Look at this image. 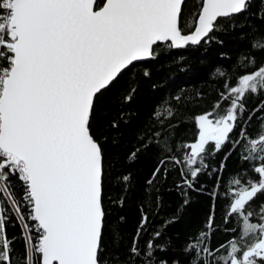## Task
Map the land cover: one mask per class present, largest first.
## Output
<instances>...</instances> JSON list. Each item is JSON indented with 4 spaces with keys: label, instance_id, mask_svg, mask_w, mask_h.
Wrapping results in <instances>:
<instances>
[{
    "label": "trees",
    "instance_id": "16d2710c",
    "mask_svg": "<svg viewBox=\"0 0 264 264\" xmlns=\"http://www.w3.org/2000/svg\"><path fill=\"white\" fill-rule=\"evenodd\" d=\"M204 2L184 3L183 35ZM13 43L0 29V71ZM230 114L222 143L196 147L200 117ZM88 130L103 161L98 264H264V0L197 45L156 44L95 97ZM32 207L23 164L0 150V264H41Z\"/></svg>",
    "mask_w": 264,
    "mask_h": 264
},
{
    "label": "water",
    "instance_id": "95a60500",
    "mask_svg": "<svg viewBox=\"0 0 264 264\" xmlns=\"http://www.w3.org/2000/svg\"><path fill=\"white\" fill-rule=\"evenodd\" d=\"M187 0H14L15 62L0 102V150L24 165L44 232L41 264H98L102 155L88 130L95 97L153 47L197 45L249 0H205L193 33Z\"/></svg>",
    "mask_w": 264,
    "mask_h": 264
},
{
    "label": "rangeland",
    "instance_id": "374dc122",
    "mask_svg": "<svg viewBox=\"0 0 264 264\" xmlns=\"http://www.w3.org/2000/svg\"><path fill=\"white\" fill-rule=\"evenodd\" d=\"M234 117L232 114L227 116L225 119L215 122L209 116H202L198 119V125L200 127V141L196 145V147H201L208 141H214L217 144L222 143L229 131L232 128ZM237 203H235V207H240L243 202L249 197V193L241 195ZM264 252V242L260 244L259 247L256 248L255 252Z\"/></svg>",
    "mask_w": 264,
    "mask_h": 264
},
{
    "label": "built area",
    "instance_id": "2783aa9c",
    "mask_svg": "<svg viewBox=\"0 0 264 264\" xmlns=\"http://www.w3.org/2000/svg\"><path fill=\"white\" fill-rule=\"evenodd\" d=\"M12 3H13V0H5L1 5V9L4 11V13L1 16L2 21L0 22V29L2 32L7 31V32L11 33L10 23H11V20L13 17V4ZM1 44L3 46H7V42L3 39L1 40ZM12 52H13V50H12ZM9 60L11 62L10 69L0 71V101H1V97H2L4 89H5V82L8 79L10 72H11V69L13 67V64L15 62L14 54H13V57L10 58ZM39 240H40V244H41L42 237L39 238Z\"/></svg>",
    "mask_w": 264,
    "mask_h": 264
},
{
    "label": "bare ground",
    "instance_id": "6f19581e",
    "mask_svg": "<svg viewBox=\"0 0 264 264\" xmlns=\"http://www.w3.org/2000/svg\"><path fill=\"white\" fill-rule=\"evenodd\" d=\"M9 78V77H8ZM38 227H39V225H38ZM40 228V227H39Z\"/></svg>",
    "mask_w": 264,
    "mask_h": 264
}]
</instances>
